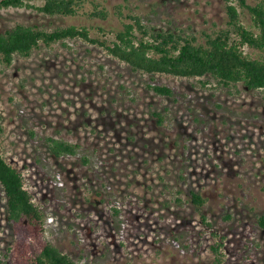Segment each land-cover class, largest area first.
Returning <instances> with one entry per match:
<instances>
[{
  "label": "rangeland",
  "instance_id": "374dc122",
  "mask_svg": "<svg viewBox=\"0 0 264 264\" xmlns=\"http://www.w3.org/2000/svg\"><path fill=\"white\" fill-rule=\"evenodd\" d=\"M92 2L109 11L107 19L91 20L83 10L48 16L7 8L0 9V31L17 23L85 24L96 35V25L121 28L118 5L149 30L194 34L201 42L203 32L225 25L223 0H85V11ZM148 84L174 94H156ZM47 136L79 143V153L54 157ZM0 152L53 216L46 238L78 263L212 264L210 245L219 242L227 264H264V230L256 221L264 213V87L134 71L81 39L42 45L0 67ZM56 173L64 187L51 182ZM190 191L206 202L193 204ZM115 195L123 202L118 216ZM5 207L0 185V252L12 263Z\"/></svg>",
  "mask_w": 264,
  "mask_h": 264
},
{
  "label": "trees",
  "instance_id": "16d2710c",
  "mask_svg": "<svg viewBox=\"0 0 264 264\" xmlns=\"http://www.w3.org/2000/svg\"><path fill=\"white\" fill-rule=\"evenodd\" d=\"M225 25L212 33H204V41L194 34H181L169 30H149L139 15L123 13L116 6L121 28L106 30L85 24L58 26L46 29L38 25L17 23L0 31V67L12 64L16 56L29 57L40 46L55 43L66 45L67 40L81 39L105 50L132 70L147 74H168L178 77H209L223 87L241 83L248 90L264 87V1L223 0ZM85 0H0V9L30 8L48 16H74L83 10L89 19L105 20L109 11L92 2L85 11ZM246 16L248 22L243 21ZM111 36V37H110ZM245 47L258 53L252 56ZM153 92L173 96L166 85L148 84ZM158 115V113H154ZM45 141L54 157L76 155L81 145L63 138L47 136ZM84 163L88 158L82 156ZM0 185L6 197V218L12 224V263L0 252V264H82L62 252L45 236V211L36 203L26 186L21 169L12 165L0 152ZM180 201V199H177ZM190 200L196 206L206 202V197L190 191ZM119 210L112 207V214ZM204 218V217H203ZM258 226L264 230V213L257 217ZM186 247V244H183ZM219 242L210 245L212 264H227Z\"/></svg>",
  "mask_w": 264,
  "mask_h": 264
},
{
  "label": "built area",
  "instance_id": "2783aa9c",
  "mask_svg": "<svg viewBox=\"0 0 264 264\" xmlns=\"http://www.w3.org/2000/svg\"><path fill=\"white\" fill-rule=\"evenodd\" d=\"M64 156H68V155H64ZM70 156H74V155H70ZM51 182L56 187H64L65 186L63 177L59 173H56L55 175H53V178L51 179ZM104 187H105V189L107 190L108 193L112 190V186H111V184L109 182H106ZM111 202H112V207H116L119 210L118 215H122L121 208L123 206L122 205L123 202L120 199V197L118 195L113 196L112 199H111ZM52 222H53V216L50 215V214L49 215L46 214V216H45L46 229L48 228V226H50L52 224ZM125 232H126V223H125V221H123L122 224H121V228L119 229L120 237L123 238L125 236ZM78 236H79L80 239L83 238L81 234L78 235ZM172 242L176 245L175 246L176 248L179 247V244L175 240L172 239ZM181 250L184 251L182 248H181Z\"/></svg>",
  "mask_w": 264,
  "mask_h": 264
}]
</instances>
